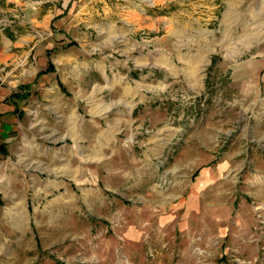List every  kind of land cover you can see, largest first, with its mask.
<instances>
[{
    "label": "rangeland",
    "instance_id": "374dc122",
    "mask_svg": "<svg viewBox=\"0 0 264 264\" xmlns=\"http://www.w3.org/2000/svg\"><path fill=\"white\" fill-rule=\"evenodd\" d=\"M260 59L264 0H0V264H264Z\"/></svg>",
    "mask_w": 264,
    "mask_h": 264
},
{
    "label": "crops",
    "instance_id": "0c3cea01",
    "mask_svg": "<svg viewBox=\"0 0 264 264\" xmlns=\"http://www.w3.org/2000/svg\"><path fill=\"white\" fill-rule=\"evenodd\" d=\"M264 71V59L253 61L252 64L244 65L239 67L231 73L230 78L232 79L233 87H237L239 84L240 90L248 91L251 86H253L254 80H261V73ZM225 123H232L230 119L225 120ZM223 124V123H222ZM226 159L228 157L237 156V150H226ZM256 169L257 173L260 174V181L264 182V160L256 158ZM229 168V167H228ZM226 160L223 163H219L217 167H206L203 168L202 177L206 178L205 180L211 181L217 175L218 178H221V175L226 174L227 171Z\"/></svg>",
    "mask_w": 264,
    "mask_h": 264
},
{
    "label": "trees",
    "instance_id": "16d2710c",
    "mask_svg": "<svg viewBox=\"0 0 264 264\" xmlns=\"http://www.w3.org/2000/svg\"><path fill=\"white\" fill-rule=\"evenodd\" d=\"M1 149H2V146H0V151H1Z\"/></svg>",
    "mask_w": 264,
    "mask_h": 264
}]
</instances>
